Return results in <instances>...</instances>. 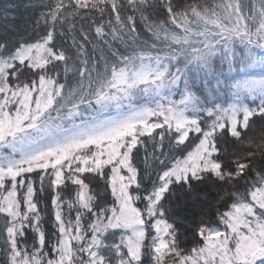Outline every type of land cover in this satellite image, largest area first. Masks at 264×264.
I'll return each instance as SVG.
<instances>
[{
	"label": "snow or ice",
	"instance_id": "6c2138e0",
	"mask_svg": "<svg viewBox=\"0 0 264 264\" xmlns=\"http://www.w3.org/2000/svg\"><path fill=\"white\" fill-rule=\"evenodd\" d=\"M0 264H264V0H0Z\"/></svg>",
	"mask_w": 264,
	"mask_h": 264
}]
</instances>
